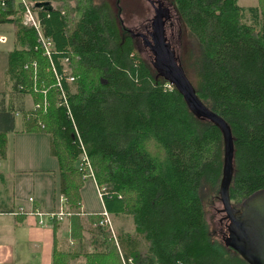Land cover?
Returning a JSON list of instances; mask_svg holds the SVG:
<instances>
[{
    "label": "trees",
    "instance_id": "obj_1",
    "mask_svg": "<svg viewBox=\"0 0 264 264\" xmlns=\"http://www.w3.org/2000/svg\"><path fill=\"white\" fill-rule=\"evenodd\" d=\"M55 1L56 7L40 17L44 34L53 41L55 68L65 76L61 86L34 28L19 17L9 19L10 4L1 1L0 22L12 21L15 33L7 82L14 92L30 93L36 105L25 114V130L50 134L68 203L81 206L84 180L76 162L83 144L98 185L107 186L100 187L107 212L132 217L133 232H122L128 239V251L120 248L125 264H249L235 249V230L217 192L223 163L220 127L190 111L106 4ZM171 2L176 20L194 42L190 79L203 102L231 125L235 173L230 198L240 207L264 188L262 8L243 7L239 0ZM63 89L68 105L61 99ZM146 133L157 139L160 155L143 142ZM6 135L0 130V159L7 153ZM208 200L222 204L216 228L209 220ZM94 217L103 227L102 214ZM104 232L113 245L100 257L87 255L88 264H112L113 255L119 258L112 232L108 227ZM72 254L55 250L53 264H70Z\"/></svg>",
    "mask_w": 264,
    "mask_h": 264
},
{
    "label": "crops",
    "instance_id": "obj_2",
    "mask_svg": "<svg viewBox=\"0 0 264 264\" xmlns=\"http://www.w3.org/2000/svg\"><path fill=\"white\" fill-rule=\"evenodd\" d=\"M9 50L0 42V130H7V153L0 159V264H53L57 249L74 253L71 264H86L87 255L105 253L111 242L104 232L107 225L99 227L97 217L90 218L107 211L103 197L97 182L85 177L76 219L51 216L53 211L70 209L61 190L59 157L52 151V139L46 130H25V114L32 109L34 99L30 93L14 92L7 82ZM110 215L118 218L121 214ZM79 226V233L73 231ZM122 232L117 244L128 251V239Z\"/></svg>",
    "mask_w": 264,
    "mask_h": 264
},
{
    "label": "water",
    "instance_id": "obj_3",
    "mask_svg": "<svg viewBox=\"0 0 264 264\" xmlns=\"http://www.w3.org/2000/svg\"><path fill=\"white\" fill-rule=\"evenodd\" d=\"M41 2L37 5L40 6ZM46 8L51 10L49 2ZM156 8L152 23V49L155 57L152 65L161 75L183 95L190 111L201 119H208L218 125L223 136V163L218 194L224 211L235 230L234 245L238 253L249 264H264V188L246 197L240 207L231 203L230 185L234 177L235 144L231 125L220 114L211 110L199 97L196 87L188 76L174 45L164 34V18L170 13L169 8Z\"/></svg>",
    "mask_w": 264,
    "mask_h": 264
},
{
    "label": "rangeland",
    "instance_id": "obj_4",
    "mask_svg": "<svg viewBox=\"0 0 264 264\" xmlns=\"http://www.w3.org/2000/svg\"><path fill=\"white\" fill-rule=\"evenodd\" d=\"M95 2L99 3V4H106L107 5V7L110 10V13L113 15V17H115L117 24L120 25V28L122 31H124V29L122 28V22H121L122 19L125 20L131 26L136 25L137 21L140 23H142L141 21L147 22L146 17L147 18L150 17L151 12L153 10L150 7V4L147 0H95ZM165 3H167V5H169V7L171 8V14L173 15V19L175 20V35L172 36L171 33L169 34V32H168V37H172L171 40L173 41V44L175 45L176 52L179 54V56L181 58V61H182L183 66L185 68V71L187 70L186 72H188L187 73L188 76L191 77L190 71L188 70L187 67H190V62L193 59L192 52L194 50V42L192 41V38L189 36L188 30H187L186 26L184 25V23L181 20L179 21L178 18L176 20L174 6H173L171 0H165ZM239 3L243 7H246V8L251 4H258L259 3L258 6H261L262 11H263L262 13L264 14V0H239ZM128 17H132L133 21L131 20L129 22L128 20H130V19ZM136 19H138V20H136ZM0 34H4L8 37V41L6 43H4V45L9 49L13 48L14 47V40H15V33H14L13 24L10 22L5 23V24H0ZM145 55H143V56H145ZM71 70L72 69L69 67V65H67L66 71H68V73H69V72H71ZM168 86L171 87V86H173V84L170 83V84H168ZM46 103H47V101H45V104ZM32 108H35V104H33ZM142 139H143L144 143H147L148 149L153 154L160 155V150H159V148L157 149V139L155 138V136L153 134L146 133ZM161 150L164 151L162 148H161ZM81 156L82 155L80 154L79 160L82 159ZM89 159H90V162L92 164L90 157H89ZM79 160L76 163L78 165V169H79ZM92 169H93L92 176L86 175V173L80 169V172L82 173L83 179L87 176V177L93 178L96 181L93 164H92ZM219 181H220V179H219ZM81 187H80V189H81ZM97 187H98V192L101 195V191H100L101 186L98 185V183H97ZM102 188L107 189V186L103 185L101 187V189ZM80 189H79V192H80ZM218 189H219V182H218L217 192H218ZM209 200L212 201L211 198H209ZM209 200L207 202L209 220L211 221V223L213 222V228H216V225H218V222H219V220L217 219V218H219V212L217 211V208L221 207L222 204H221L220 200H218V201L214 200L213 203L209 204ZM80 208H81V206L79 208H77V207H74L73 205L72 206L70 205V209L68 211L62 209V216H65V215H69L71 217L75 216L74 219H76L77 214L80 213V211H79ZM55 212L56 211H53V213H55ZM78 216L81 217L80 215H78ZM106 220H109V222H107ZM100 223L101 224L104 223L105 225H107L108 229H110V231L112 232V237L115 239L114 244H116V246L118 247V249H119L118 251L120 254V247L117 244V242H118L117 238L120 236L119 231L123 230V231L133 232L132 217L128 216L126 214H121L118 218L117 217L114 218L112 215H110V213H108L107 215L104 213L102 215V219H101ZM96 226H98V225H96ZM80 228H81V226H79L78 228L75 227V230L77 231V233L80 232ZM138 239H140V237H138ZM112 245H113V242L111 241L109 243V247H111ZM140 246L142 248H144V244H140ZM96 253H97V256L100 257L102 251H96ZM72 255H74V254H72ZM72 258H73V256H72ZM97 259L100 261L101 259H104V258L102 257L101 259H99V258H97ZM111 260H112V262H111L112 264H125L122 253L119 255L118 259L115 258L113 255V257H111ZM71 262H72V259H71ZM71 262H70V264H71ZM86 264H88V263L86 262Z\"/></svg>",
    "mask_w": 264,
    "mask_h": 264
},
{
    "label": "built area",
    "instance_id": "obj_5",
    "mask_svg": "<svg viewBox=\"0 0 264 264\" xmlns=\"http://www.w3.org/2000/svg\"><path fill=\"white\" fill-rule=\"evenodd\" d=\"M0 1L2 2V4L3 3H6L7 5L10 4V6H9L10 12L8 15L9 19L12 20L16 17H19L21 22L24 25L34 28V30L36 31V33L38 35V38H37L38 44L40 47H43L45 54L50 58L51 65H52L54 72H55V75H56V79L58 80V83L61 86L62 78L65 76H64V74L58 73V71L55 68V64L51 58L53 41L50 37H48L44 34L43 23H42V20L40 17L42 12H49L50 11L49 9L46 8V4H44L45 2H49V4L52 6V9H54L56 7L57 2L55 0H0ZM38 2H41L43 4L38 6L37 5ZM8 22H10V21L0 22V24L8 23ZM10 23H12V21ZM7 41H8V37L4 34H0V42L6 43ZM64 62H65V68L64 69L66 71L68 58H66L64 60ZM68 75L69 76H66V77L69 80H74L73 75H71V74H68ZM61 99L63 100V103L68 105V96H67L66 92L64 91V89L61 90ZM80 154L82 155L81 156L82 159L79 160V170L81 169L82 171H84L86 173V175L92 176V174H93L92 164L90 162L89 156H88L86 149L84 148L83 144H82V151ZM100 191H101V189H100ZM101 196H102V191H101ZM30 200H32V197H30ZM35 213L38 214L39 216L44 215V213L40 212V211H36ZM56 214H58L59 216H62V211H58L56 213L52 212L51 216L54 217ZM105 214L107 215L108 212L105 211ZM106 221L109 222V220H106ZM40 222H43V220L41 219Z\"/></svg>",
    "mask_w": 264,
    "mask_h": 264
},
{
    "label": "flooded vegetation",
    "instance_id": "obj_6",
    "mask_svg": "<svg viewBox=\"0 0 264 264\" xmlns=\"http://www.w3.org/2000/svg\"><path fill=\"white\" fill-rule=\"evenodd\" d=\"M150 4V7L153 9L151 12V16L148 17L147 22L141 21L136 22V25H129L125 20H121L122 22V28L124 31L128 32L130 35H132L135 39V43L142 55L147 56L150 58V61L152 62L153 58L155 57V53L152 49V44L154 43L153 40V27L152 23L154 21L155 15H156V8H169L170 13L168 14L167 18H164V34L166 39L171 42L172 45L173 41L171 40L172 37H168V32L169 34L171 33L172 36L175 35V22L173 19V15L171 14V8L167 3H165V0H147ZM161 8V9H162ZM130 20L129 22L133 19L132 17H128ZM138 20V19H136ZM175 46V45H174Z\"/></svg>",
    "mask_w": 264,
    "mask_h": 264
}]
</instances>
